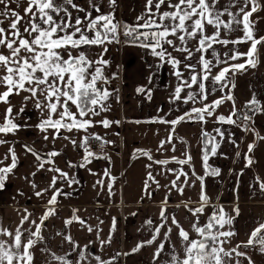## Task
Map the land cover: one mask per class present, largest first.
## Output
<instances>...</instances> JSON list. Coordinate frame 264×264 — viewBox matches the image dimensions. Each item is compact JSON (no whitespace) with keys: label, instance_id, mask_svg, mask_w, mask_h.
Returning <instances> with one entry per match:
<instances>
[{"label":"snow or ice","instance_id":"snow-or-ice-1","mask_svg":"<svg viewBox=\"0 0 264 264\" xmlns=\"http://www.w3.org/2000/svg\"><path fill=\"white\" fill-rule=\"evenodd\" d=\"M15 3L17 8L21 6V0H0V86L5 90L0 92V103L8 105L5 109L3 122H0V135H15L21 128L28 127L27 124L16 122L17 117L24 113L25 108L22 105L19 112H14L11 105L10 97L20 95L22 92L27 93L23 101H34L35 107L41 112L42 119L36 125L40 132L46 133L44 139L48 140L49 130H52L51 139H63L69 141L73 148L83 150V157L79 165L68 162V167H86L92 163L93 159H104L111 163L110 157L103 153L105 144H111L112 141L104 137L90 133L88 130L95 127L96 124L107 129L112 124L119 125L120 121H111L107 118L94 121L93 117L99 116L102 112L110 110L111 105L108 103L113 92L107 87L110 83L109 78L104 73V68L110 63L104 59L105 53L108 52L110 44H129L132 46L146 49L150 54L160 62L157 67L164 64H170L174 69V75L177 77L178 84L175 88L171 102L182 100L187 104L191 102L203 103L208 99L210 94L206 82L211 80L213 85H219V90L223 91L228 88L229 92L225 96L214 100L211 104H204L203 107H193L174 120L168 121L164 118H154L150 122H159L172 125L171 132L166 141H161L159 147L163 148L166 143H171L175 128L181 122L194 121L206 123V117L212 116L215 109L218 108L225 100L233 101L232 110L228 116L220 115L217 122L220 124L235 125L243 131L252 132L258 140H264L256 132L254 117L258 114H264V103H262L255 94L246 102L247 111L240 113L236 107L234 96L231 89L235 88L234 76L237 72H245L248 68H256L259 64V45H264V36L256 37L257 20L251 19L253 14L264 9L260 0H226V3L220 5V0H146L144 11L138 15L132 24L122 22L116 17L118 0H108V11L102 10V5L96 0H88V8L81 7L75 0H27V7L23 9L22 16L16 8L12 7ZM162 8L164 10H162ZM69 9L75 10L76 13H84L83 17L76 15L73 17ZM235 9V11H234ZM93 13H96L93 15ZM25 17H28L25 19ZM227 17V19H225ZM5 20L11 22L7 27L4 26ZM23 21V24L21 22ZM211 26L214 31L209 34L207 27ZM241 31L243 35L236 39L228 37L235 31ZM121 36L124 37L123 41ZM195 40L196 46L192 48L190 42ZM177 41L179 43H177ZM250 42L247 52H240L238 48L229 49L224 57L214 45H222L227 48L228 45H240ZM98 47L102 51L93 59L84 51L76 52L75 50L84 47ZM169 48L172 51H169ZM211 50L212 59H208L206 54ZM172 52L185 53L184 61L192 60L195 53H200L197 63L200 65L197 70L196 65L184 63V67L190 72V76L185 79L184 73L180 70L182 60L172 55ZM243 59V63H232ZM225 65L213 75V68L219 65ZM117 78L113 74L112 79ZM149 77V82H151ZM231 85V88H229ZM186 95L182 97V93ZM196 89V90H193ZM215 90V89H213ZM118 92V89L116 90ZM137 93H145L147 98L151 99V91L144 87H138ZM119 97H117V100ZM73 108L75 111H73ZM140 123V121H134ZM61 130L72 133L73 131L85 133L77 143L73 136H62ZM216 136L206 131L201 132L204 140V149L202 159L205 167V175L209 174L208 159L210 155H216L220 146V140L224 139V132L215 129ZM217 137L220 140H217ZM97 141L100 144L101 152L91 150L90 141ZM183 142V141H182ZM235 143V141H231ZM8 143L5 139H0V145ZM255 142L248 145V152L245 154L246 167L251 166L254 161L251 153L255 148ZM25 151L31 153L36 161V169H41L55 173L48 187L35 191L37 198L42 197L45 192L51 191L52 195L45 205V211L39 217V222L32 219L33 213L24 208L19 224L13 230L11 226L5 227L0 221V264H34L35 252L33 251L38 244L44 242L45 237L42 235L45 222L56 215V205L58 197L69 196L71 193H65L62 188L57 187L58 183H66L69 187L79 183L75 178L55 165V157L61 155L58 151H50L45 156L34 151L31 146L25 145ZM175 151V146H173ZM185 159L172 157L171 160H153L149 151L137 149L133 154V159H139L141 156L147 157L152 163L167 166L169 163L181 165L179 169H167L176 179L172 181V187L176 188L183 194L184 188L178 184L180 178L185 179L183 184H188V173L183 171V165H191L192 157L185 153ZM11 158V163L0 167V191L6 186L9 175L14 174V169L18 166V157L14 147H10L4 160ZM0 160V164H4ZM45 165L50 167L45 168ZM151 169L152 164L146 165ZM91 172V170L89 169ZM95 174V173H92ZM211 174L218 175L219 169H211ZM36 176V172L30 174ZM107 177V190L109 196L114 195L113 185L116 177L111 174V168H106L103 173ZM193 175L195 173L193 172ZM201 181V193L199 197L200 206L189 208L193 217H197L191 224L198 239L190 238L179 221L173 217L172 224L178 229V236L183 244V252L177 254L175 246L170 254L169 261L166 264H241L238 257L247 259L248 264H254L248 254L242 249L259 248L264 253V222L254 228L249 235L246 243L237 244L233 248H225L224 245L230 242V238L237 233L232 230L234 217L224 212L221 207L213 211L209 216L207 223L201 224L198 218L203 214L205 207L209 203V197L204 191V177L197 176ZM27 180L28 177L26 176ZM149 181L159 184L149 171L145 180V192L148 193ZM261 191H264V181L257 178ZM102 188L104 180L96 182ZM31 187L35 190L39 185L34 181ZM19 195H23L20 192ZM164 203H167V198ZM187 208L188 205L185 204ZM73 210V216L65 220V227L77 222L85 225L86 221L78 217ZM166 208L160 211L162 223L156 226L152 231L151 239L142 241L132 249V252H138L146 245H152L156 242L162 228H165L168 217ZM236 215H239V209H234ZM135 215V213H133ZM103 223V221H101ZM152 220L147 224L151 225ZM30 224L31 227H25ZM117 220L113 218L111 232L116 231ZM227 226V230L225 227ZM88 231L93 229L89 226ZM172 229H166L164 239H169ZM61 235V233H57ZM64 239L73 247V250L79 249L80 246L72 239L70 235L64 236ZM112 236L109 235L106 241L111 244ZM165 244L159 243L157 250L153 254L154 260L158 259L164 251ZM85 250L78 252V260L73 261L68 257L71 252L64 255H57L50 248H41L48 256L47 264H83L89 257ZM129 253L117 252L110 260H103L100 256H95L97 264H116V259L120 255Z\"/></svg>","mask_w":264,"mask_h":264},{"label":"crops","instance_id":"crops-1","mask_svg":"<svg viewBox=\"0 0 264 264\" xmlns=\"http://www.w3.org/2000/svg\"><path fill=\"white\" fill-rule=\"evenodd\" d=\"M81 7L88 8V0H75ZM102 5V10L107 12L108 0H96ZM264 5V0H260ZM146 0H118L116 17L122 22L132 24L135 19L144 11ZM226 3V0H220V5ZM23 16V9L27 7V0H21V6L12 5ZM73 17L84 13H76L75 10L69 9ZM162 10H164L162 8ZM235 11V9H234ZM96 13H93L95 15ZM28 17H25L27 19ZM227 19V17H225ZM251 19L257 20L256 37L264 36V9L253 14ZM23 24V21L21 22ZM214 31L211 26L207 27V32L211 34ZM243 33L239 30L233 32L228 38L236 39ZM177 43H179L177 41ZM190 46L195 48L196 41L190 42ZM108 52L105 53L104 59L110 63L104 68L105 75L109 78L110 83L103 85L113 95L109 98L108 103L111 108L107 112H102L99 116L93 117L94 121L107 118L111 121H120L119 125L112 124L105 129L96 124L90 128V133L98 134L104 139L112 141L103 151L111 159V163L104 159H93L92 163L86 167H68V162L79 165L83 157V150L73 148L72 144L66 140L51 139L52 130L47 135L49 139L45 140L44 135L36 127L41 121L42 114L35 107L34 101L22 102L19 100L17 105L11 103L14 112L18 113L23 105L25 111L17 117L16 122L27 124L28 127L21 128L15 135H0V139H5L8 143L0 145V160H4L10 147H14L18 157V166L14 169V174L9 175L5 189L0 191V221L4 226H11L14 230L19 224L21 214L24 208L33 213L32 219L39 222V217L45 211V205L52 195L51 191L37 198L35 191H40L48 187L55 173L41 169L37 172V161L35 157L25 151V145L42 156L50 151H58L61 155L55 157V165L67 172L70 177L75 178L79 183L69 187L66 183H58L57 187L63 189L65 193L71 195L58 197L56 215L51 216L46 222L42 235L45 237L43 243L38 244L33 250L35 252L34 264H47L48 256L41 252V248H50L57 255H64L71 252L68 257L70 260H78V252L85 250L89 257L83 264H97L94 257L100 256L103 260H110L114 254L129 253L120 255L116 259V264H166L170 259V254L175 246L177 254L183 252V244L178 236V229L172 224V218L175 217L181 226L189 232L190 238L198 239L196 233L192 231L191 224L197 217H193L189 208L200 206L199 197L201 193V181L196 177H204V191L209 197V203L205 207L203 214L198 218L201 224L207 223L209 216L214 210L223 208L224 212L234 217L232 230L237 234L230 238V242L224 245L225 248H233L237 244L246 243L252 230L259 223L264 222V191H261L257 178L264 181V140H258L252 132L243 131L235 125L220 124L217 117L220 115L228 116L232 110L233 101L225 100L218 108L215 109L212 116L206 117V123L185 121L176 126L171 143H166L160 148V142L166 141L171 132L172 125L150 122L154 118L160 117L168 121L174 120L186 111L195 107H203L204 104H211L214 100L228 94L229 89L219 90V85H213L211 80L206 82L209 91L208 99L203 103L191 102L185 104L182 100L171 102V98L179 83L177 77L173 74L174 69L170 64H164L157 67L160 63L157 58L153 57L146 49L132 46L129 44H110L107 46ZM220 53L221 58L229 49L236 47L240 52H247L250 42L240 45H228L225 48L222 45H214ZM259 64L256 68H248L247 71L237 75L234 79L235 88L231 89L234 96L235 104L240 109L245 106L253 94L264 103V45H259ZM76 52L84 51L89 57L95 59L102 51L98 47H84L75 50ZM169 51H172L169 48ZM172 55L182 60L180 70L184 73V78L190 76V72L184 67V63L196 65L199 70L200 65L197 63L200 53H195L192 60L184 61L185 53L172 52ZM208 59H212L211 50L206 54ZM244 60L232 61V63H243ZM219 65L213 68L215 75L221 67ZM113 74L117 78L112 79ZM151 77V82H149ZM138 87H144L151 91V99L147 98L145 93H137ZM231 88V85H229ZM118 89V92L116 91ZM215 89V90H213ZM196 90V89H193ZM183 92L182 97L186 95ZM28 94H22V97ZM117 97L119 99L117 100ZM9 99H13V96ZM23 99V98H22ZM8 107V105H7ZM75 111V109H73ZM134 121H140L135 123ZM3 122V118L0 119ZM256 132L264 137V114H258L254 117ZM220 128L225 136L220 140V146L216 155H210L208 159L209 174L205 175V167L202 159L204 140L201 132L206 131L216 136L215 129ZM66 136H73L77 143L83 132L72 133L65 132ZM63 136V135H62ZM183 141V142H182ZM231 141H235L232 143ZM255 142L256 146L250 154L254 163L246 167L245 154L248 152V145ZM175 146V151H173ZM142 149L149 151L153 160H171L172 157L185 159V153L192 157L191 165H183V171L188 173V184L182 183L184 177L180 178L178 184L184 188L183 194L172 187V181L176 177L167 171V169H179L181 165L174 162L169 163L166 167L152 163L147 157L141 156L139 159H133L132 154ZM11 163V158L4 160L0 167ZM152 164L151 169L146 165ZM50 165H45V168ZM111 168V174L116 177L113 185L114 195L109 196L107 190L108 179L103 173L106 168ZM219 169L218 175L211 174V169ZM91 170V172L89 171ZM151 171L155 180L159 182L152 183L149 181L148 193L145 192V180L148 172ZM36 172V176L30 174ZM193 172L195 175H193ZM95 173V174H92ZM28 177L26 180L25 177ZM104 180L102 188L96 182ZM39 185V188L33 189L31 182ZM23 192V195H19ZM167 198V203L164 201ZM185 204L188 207H185ZM166 208L168 217L165 228H162L156 242L152 245L142 247L138 252L133 253L132 249L142 241L151 239L153 229L162 223L160 211ZM239 209V215H236L234 209ZM73 210H78L75 214L86 221L85 225L73 222L65 227V220L73 216ZM135 213V215H133ZM117 220L116 231L111 232L112 220ZM152 220L151 225L147 224ZM103 221V223H101ZM93 229L88 231V227ZM25 227H31L25 224ZM172 229L169 239L165 240L166 229ZM227 230V226L225 229ZM57 233H61L58 235ZM70 235L72 239L80 246L79 249L73 250L64 236ZM112 236L111 244L101 245V241H106ZM165 244L164 251L158 259L154 260L153 254L157 250L159 243ZM254 261V264H264V253L259 248L242 249ZM241 264H248L247 259L238 257ZM235 264V261H232Z\"/></svg>","mask_w":264,"mask_h":264},{"label":"rangeland","instance_id":"rangeland-1","mask_svg":"<svg viewBox=\"0 0 264 264\" xmlns=\"http://www.w3.org/2000/svg\"><path fill=\"white\" fill-rule=\"evenodd\" d=\"M12 5H15V3H13ZM10 22H11L10 20H5L4 26L7 27L8 24H9ZM121 39H122V41H123L124 37H122ZM123 44H124V43H119V45H122V46H123ZM241 73H244V72H237V73L235 74L234 78H235L237 75L241 74ZM4 90H5V89H4L2 86H0V92H3ZM22 94H27V93H23V92H22V93H21L20 95H18V96H17V95H13V99H10L11 103H14V105H17V104H19V103H17L19 100L21 101L20 103H22V102H23ZM11 97H12V96H11ZM6 108H7V105H6V104L0 103V119L4 117L5 109H6ZM73 109H74V108H73ZM65 132H67V131H63V130H61V135L66 136L67 134H66ZM59 140H62V139H59Z\"/></svg>","mask_w":264,"mask_h":264},{"label":"built area","instance_id":"built-area-1","mask_svg":"<svg viewBox=\"0 0 264 264\" xmlns=\"http://www.w3.org/2000/svg\"><path fill=\"white\" fill-rule=\"evenodd\" d=\"M123 36H121L122 38ZM122 40V39H121ZM100 87H103V84L99 85ZM244 111H247V109L245 108V106H243L241 109H240V113L244 112ZM90 146H91V150L94 151V152H101V147H100V144L99 142L97 141H90ZM108 147V144H105L104 147H103V151Z\"/></svg>","mask_w":264,"mask_h":264}]
</instances>
